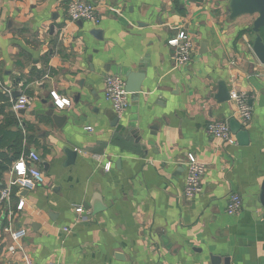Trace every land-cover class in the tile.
<instances>
[{
	"label": "crops",
	"instance_id": "obj_1",
	"mask_svg": "<svg viewBox=\"0 0 264 264\" xmlns=\"http://www.w3.org/2000/svg\"><path fill=\"white\" fill-rule=\"evenodd\" d=\"M70 1L0 0V152L22 135L0 191L30 152L43 176L0 205V264H264V66L247 44L253 18L230 20L229 0H81L100 21L71 22ZM181 31L194 52L177 66L167 41ZM126 72L145 77L117 116L104 78L125 82ZM220 85L249 94L248 125L233 100H217ZM52 93L68 105L58 108ZM21 95L23 114L13 110ZM50 108L66 117L60 128ZM211 121L239 127L235 143L209 136ZM66 150L75 152L69 164ZM188 153L205 166L191 199ZM232 193L242 199L236 215L226 213ZM9 229L26 236L14 241Z\"/></svg>",
	"mask_w": 264,
	"mask_h": 264
},
{
	"label": "built area",
	"instance_id": "obj_2",
	"mask_svg": "<svg viewBox=\"0 0 264 264\" xmlns=\"http://www.w3.org/2000/svg\"><path fill=\"white\" fill-rule=\"evenodd\" d=\"M67 17L71 22L88 21L92 23H99L100 17L97 12V7L94 3L83 2L81 0H71L67 5ZM167 44L173 47V63L177 66L186 65L194 52V44L192 39L183 31L176 34L174 37L167 41ZM249 50L252 52V43H247ZM231 65L235 64L234 60L230 61ZM124 79L119 75H107L104 78V98L111 105L112 110L117 116H121L129 106L128 93L124 89ZM54 104L62 108L63 104L68 105V101L59 100L54 93H52ZM230 99L236 103L237 117L242 125H248L252 120V108L249 104L250 96L247 92L239 91L232 92ZM28 104V98L21 95L13 105L14 112L18 113L24 110ZM89 130L90 127H87ZM206 133L226 144H234L235 139L230 131L227 122L224 121H211L206 125ZM40 162L39 156L35 152H30L24 158H20L13 167L12 178L9 185L0 191V205L7 201L11 194L12 187L17 190L27 189L33 190L43 182V176L37 168ZM186 174L185 186L183 195L187 199H191L202 192V177L205 173V166L198 161L196 156L188 153L186 157ZM110 164L105 165V170H109ZM23 208V201L20 200L16 209ZM242 209V199L236 194L232 193L228 196L226 203V213L229 215H236ZM77 213H83L82 207L76 208ZM11 231V236L14 241H20L26 236V230L17 229ZM11 251L14 250L12 247ZM30 264V263H27ZM155 264H164L161 261Z\"/></svg>",
	"mask_w": 264,
	"mask_h": 264
},
{
	"label": "water",
	"instance_id": "obj_3",
	"mask_svg": "<svg viewBox=\"0 0 264 264\" xmlns=\"http://www.w3.org/2000/svg\"><path fill=\"white\" fill-rule=\"evenodd\" d=\"M242 16H249L253 18L252 21V27L251 32L253 35L252 40V53L256 60L264 66V41L262 40L260 36V30L264 28V0H229V19L234 20L238 17ZM125 91L128 94H135L141 92V82L139 83L140 79L142 80L145 75L144 73H131L126 72L125 74ZM17 93H12V97L15 98ZM218 98L217 100L219 102H225L230 100V95L227 91V89L220 85L218 90ZM78 97V95H76ZM19 114H23L24 110H21L18 112ZM46 115L51 118L53 124L55 127L60 128L66 120L65 116H60L56 113H54L53 108H50L48 112H46ZM111 125L116 126L118 123V118L116 115H113V118H110ZM235 129L232 130V133H238L240 131V128L235 132L237 129L235 126H233ZM66 156L68 158V164L72 162V158L75 155V152L66 150ZM22 193L28 192L27 189H21ZM258 201L261 204V206L264 208V180L260 187V192L258 195ZM86 209H92L93 212L100 211L102 207H99L97 205L88 204ZM96 210V211H95ZM227 263V261L225 262Z\"/></svg>",
	"mask_w": 264,
	"mask_h": 264
},
{
	"label": "trees",
	"instance_id": "obj_4",
	"mask_svg": "<svg viewBox=\"0 0 264 264\" xmlns=\"http://www.w3.org/2000/svg\"><path fill=\"white\" fill-rule=\"evenodd\" d=\"M250 32H251V29H250ZM251 34H252V32H251ZM259 34H260L262 40L264 41V28H262L260 30ZM14 137L15 138H14V141L12 144V148L9 147V148H11L10 151H8L7 153L6 152H0V176L4 172L8 171L12 162L20 156L21 145H22V135L19 133V134H15ZM3 146H4V143L2 142L1 147H3ZM9 153L11 155H9Z\"/></svg>",
	"mask_w": 264,
	"mask_h": 264
}]
</instances>
